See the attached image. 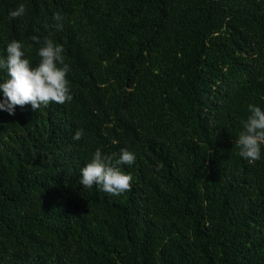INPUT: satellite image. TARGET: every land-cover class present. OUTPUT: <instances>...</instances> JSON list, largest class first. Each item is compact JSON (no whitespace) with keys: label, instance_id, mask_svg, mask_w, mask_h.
<instances>
[{"label":"trees","instance_id":"trees-1","mask_svg":"<svg viewBox=\"0 0 264 264\" xmlns=\"http://www.w3.org/2000/svg\"><path fill=\"white\" fill-rule=\"evenodd\" d=\"M33 35L73 99L0 110V264H264V145H235L264 110V0H0V58L34 65ZM97 148L135 154L130 191L80 184Z\"/></svg>","mask_w":264,"mask_h":264},{"label":"clouds","instance_id":"clouds-1","mask_svg":"<svg viewBox=\"0 0 264 264\" xmlns=\"http://www.w3.org/2000/svg\"><path fill=\"white\" fill-rule=\"evenodd\" d=\"M26 12L25 5L19 4L15 9L9 11L10 19L22 17ZM53 19L57 21L55 28L63 29L60 23L63 17L55 14ZM31 39L38 45L39 60L33 63L25 57L23 45L12 40L6 45V56L0 58V70L6 72L3 82H0V110L7 111L9 115H15V107L23 108L31 106L36 112L41 106L47 107L50 102L65 104L70 102L71 95L69 81L66 76L71 71L65 62L62 45L54 44L53 40L45 37L42 44L38 36L33 35ZM249 115L241 121L242 130L238 133L235 145L238 155L249 163L261 159V145H264V110L249 104ZM83 130L75 131L73 140L83 137ZM136 156L121 148L119 155L116 153L104 154L97 148L79 172L80 184L85 188L97 186L103 192L119 196L131 190L132 176L121 169V165H131Z\"/></svg>","mask_w":264,"mask_h":264}]
</instances>
